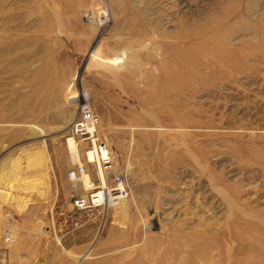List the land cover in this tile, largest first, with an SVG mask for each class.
I'll return each instance as SVG.
<instances>
[{
	"label": "rangeland",
	"instance_id": "rangeland-1",
	"mask_svg": "<svg viewBox=\"0 0 264 264\" xmlns=\"http://www.w3.org/2000/svg\"><path fill=\"white\" fill-rule=\"evenodd\" d=\"M83 105L125 218L72 209ZM0 190V264H264V0H0Z\"/></svg>",
	"mask_w": 264,
	"mask_h": 264
},
{
	"label": "built area",
	"instance_id": "built-area-1",
	"mask_svg": "<svg viewBox=\"0 0 264 264\" xmlns=\"http://www.w3.org/2000/svg\"><path fill=\"white\" fill-rule=\"evenodd\" d=\"M99 119L88 105H83L79 118L71 127L80 162L73 164L66 173L72 185H81L88 177L84 195L71 187L72 209L79 213L107 210L120 199H128L130 189L127 175L117 171L110 146L98 134Z\"/></svg>",
	"mask_w": 264,
	"mask_h": 264
},
{
	"label": "bare ground",
	"instance_id": "bare-ground-1",
	"mask_svg": "<svg viewBox=\"0 0 264 264\" xmlns=\"http://www.w3.org/2000/svg\"><path fill=\"white\" fill-rule=\"evenodd\" d=\"M106 16V14L102 11L99 15H98V25H101L102 23V18H104ZM127 58V52L125 50L121 51L120 53L116 54L114 56V58L112 59V64L115 66L120 65L124 60H126ZM66 145H67V149L69 152V157H70V162L73 164L79 163L81 157L78 156V151H77V146H76V142L73 140L72 135L70 134V136L66 139ZM30 160L34 163V164H38L42 158L40 157V155H37L36 153L33 155L29 156ZM88 184V177H86L83 180V184L82 186L80 185H75L74 183L72 184V188H75V192H77V190H81L80 192H82L84 195L85 191L84 189L87 187ZM79 192V191H78ZM0 193H2V191L0 190ZM128 199H120L117 203H115L112 207H109V209L107 210H101L102 214L106 216V214L108 213L109 210H115V212L119 213L121 216H123L124 218L127 216L128 214ZM71 206H73V204H71Z\"/></svg>",
	"mask_w": 264,
	"mask_h": 264
}]
</instances>
